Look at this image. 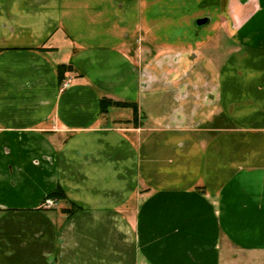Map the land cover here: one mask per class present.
<instances>
[{"label": "crops", "instance_id": "obj_1", "mask_svg": "<svg viewBox=\"0 0 264 264\" xmlns=\"http://www.w3.org/2000/svg\"><path fill=\"white\" fill-rule=\"evenodd\" d=\"M0 264H264V0H0Z\"/></svg>", "mask_w": 264, "mask_h": 264}, {"label": "trees", "instance_id": "obj_2", "mask_svg": "<svg viewBox=\"0 0 264 264\" xmlns=\"http://www.w3.org/2000/svg\"><path fill=\"white\" fill-rule=\"evenodd\" d=\"M71 70L70 67H66L63 65H60L58 67V79H59V84H62V80H63V74L68 71ZM110 108H130L132 109L133 112V123L135 125H137V121H138V106L135 103H128V102H119V101H113L111 99H107V98H102L100 100V111L102 113L107 112L108 109ZM51 197H55L57 199H63L64 195L61 189H56V191L51 195Z\"/></svg>", "mask_w": 264, "mask_h": 264}, {"label": "built area", "instance_id": "obj_3", "mask_svg": "<svg viewBox=\"0 0 264 264\" xmlns=\"http://www.w3.org/2000/svg\"><path fill=\"white\" fill-rule=\"evenodd\" d=\"M56 205H57V202L55 199L47 198L46 200H44L42 207L46 209H50V208L56 207Z\"/></svg>", "mask_w": 264, "mask_h": 264}]
</instances>
